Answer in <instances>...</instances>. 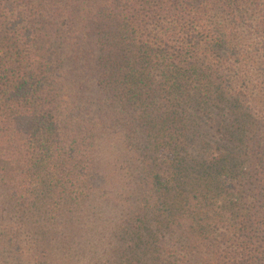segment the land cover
Here are the masks:
<instances>
[{
  "label": "trees",
  "instance_id": "trees-1",
  "mask_svg": "<svg viewBox=\"0 0 264 264\" xmlns=\"http://www.w3.org/2000/svg\"><path fill=\"white\" fill-rule=\"evenodd\" d=\"M260 48L264 0H0V257L264 264V117L227 85Z\"/></svg>",
  "mask_w": 264,
  "mask_h": 264
},
{
  "label": "rangeland",
  "instance_id": "rangeland-1",
  "mask_svg": "<svg viewBox=\"0 0 264 264\" xmlns=\"http://www.w3.org/2000/svg\"><path fill=\"white\" fill-rule=\"evenodd\" d=\"M247 33L252 34L251 32H247ZM254 55H259V56L264 57V48H260L258 53H256L252 49H248V52L244 53V56L253 57ZM236 57L239 59V61L236 60L237 58H233V61H236V62H233L234 69L232 68L227 69L229 81H230V83L227 85H229L231 91L236 92L238 94L235 97L236 100L238 102L240 101V103L247 108V110L244 111L243 113H256L255 115L264 117V71L258 72L259 75L255 76L254 78L252 77L250 80H248L246 75L248 71H251V72L256 71L255 66H250V63H247L246 60H243L241 59V57L239 58L238 56ZM231 110H232V107H231ZM226 111H227V114H230L229 113L230 106L227 107ZM96 112H99V110H96ZM221 114L222 113H220V115ZM109 125L112 126V124H109ZM115 126L116 127L114 128V131L117 133L121 134L123 133V131H125V129L123 130L121 125H115ZM116 138L117 137L110 136V134L102 137L103 139L102 140V150H103L102 158H106L105 162H108L107 165L104 162L105 167L112 174L115 173V176H116L115 178H117V181L114 187L110 186L112 185L110 182L107 185V188L112 191L114 198L118 196L117 191H119L120 194L127 193V187L123 188L120 191L121 185L118 184L119 179L121 180L120 178L121 171L127 169V163H126L127 161L126 149L127 148L125 149L124 146L119 143L114 144L117 141ZM109 146H111V148L113 149L110 150ZM152 161L155 163L154 160ZM111 179H113V177ZM110 187H113V188H110ZM144 211L146 212L147 217H149V220L152 219V220L157 221V218L155 216L156 214L155 207L149 204L148 207H144ZM115 217L116 216H111L110 218L116 219ZM173 226H175V224L170 225V227H173ZM162 232L163 231L157 230V233L160 236L154 237V240H156L158 244L168 245L167 243H171L170 241H175L176 243H180V240H178L179 233L177 234V230L174 229V230H171L170 232L164 231L165 234ZM167 248L171 249L170 256H173L174 253L176 254L178 253L175 248L172 249V248H169L168 246ZM0 264H18V263L7 259L6 256H2L0 257Z\"/></svg>",
  "mask_w": 264,
  "mask_h": 264
}]
</instances>
